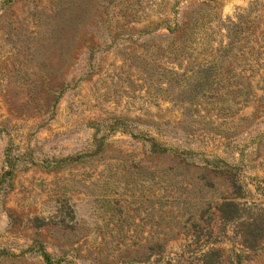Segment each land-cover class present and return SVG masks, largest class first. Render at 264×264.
<instances>
[{
    "label": "rangeland",
    "instance_id": "1",
    "mask_svg": "<svg viewBox=\"0 0 264 264\" xmlns=\"http://www.w3.org/2000/svg\"><path fill=\"white\" fill-rule=\"evenodd\" d=\"M261 210L264 0H0V264H264Z\"/></svg>",
    "mask_w": 264,
    "mask_h": 264
},
{
    "label": "trees",
    "instance_id": "2",
    "mask_svg": "<svg viewBox=\"0 0 264 264\" xmlns=\"http://www.w3.org/2000/svg\"><path fill=\"white\" fill-rule=\"evenodd\" d=\"M159 25H165V23H162ZM167 29L170 32L173 31V29H171L170 27H167ZM143 32H147V31H143ZM232 38L233 37L229 38L230 42H232L233 40ZM230 47L231 46L225 47L222 50L220 57L225 56L230 51ZM94 49L95 48L90 49L91 54L93 53ZM213 69H214V66H207L204 68H200L197 71L198 79L194 84H192L193 89L191 88L190 90V96L192 99L196 98L199 95V93L203 92V89L209 83L208 79L210 78V75L213 72ZM195 89L201 92L192 93L194 92L193 90ZM119 123H121V121L115 120L112 128H114V126H116ZM144 140H146L149 143L152 152H160V153L166 152V149L164 147H160V145H158V143H156L154 139L147 138ZM96 146H97V151H99L101 149V146L99 144ZM77 159L78 157H73V158L67 159V161H75ZM239 191H240V186L236 185L235 196L238 198L243 196V194L240 193ZM219 211L221 213V219L228 223H232V222L234 223L241 219V209L238 203H234L232 201L222 202L221 205L219 206ZM240 225H242L243 229L240 235H235L237 236L235 238H237L238 240L237 245L246 250L258 249L261 246L262 242H264V210H261V212L257 214L256 218L253 220L252 223L243 222ZM241 257H243V255H241L240 253H234V258L236 259V263L240 262ZM43 258L46 262L49 261L48 256L46 254H43Z\"/></svg>",
    "mask_w": 264,
    "mask_h": 264
}]
</instances>
